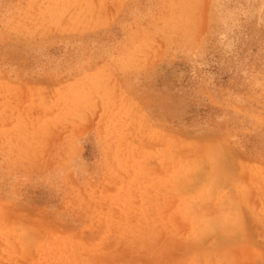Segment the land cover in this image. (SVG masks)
<instances>
[{"label":"rangeland","instance_id":"1","mask_svg":"<svg viewBox=\"0 0 264 264\" xmlns=\"http://www.w3.org/2000/svg\"><path fill=\"white\" fill-rule=\"evenodd\" d=\"M0 264H264V0H0Z\"/></svg>","mask_w":264,"mask_h":264},{"label":"bare ground","instance_id":"2","mask_svg":"<svg viewBox=\"0 0 264 264\" xmlns=\"http://www.w3.org/2000/svg\"><path fill=\"white\" fill-rule=\"evenodd\" d=\"M194 184H195V182H194ZM194 184H193V185H194ZM224 218H225V217H224ZM224 218H223V220H224Z\"/></svg>","mask_w":264,"mask_h":264}]
</instances>
